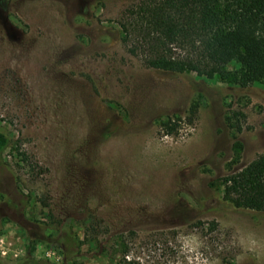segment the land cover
Masks as SVG:
<instances>
[{"label": "rangeland", "instance_id": "rangeland-1", "mask_svg": "<svg viewBox=\"0 0 264 264\" xmlns=\"http://www.w3.org/2000/svg\"><path fill=\"white\" fill-rule=\"evenodd\" d=\"M144 1L0 0V125L11 139L0 152V264H111L122 233L198 221L220 232L190 231L177 264H224L230 252L232 264H264V211L235 208L221 183L230 112L246 116L234 170L264 154V84L242 88L237 63L225 81L149 68L145 42L121 27Z\"/></svg>", "mask_w": 264, "mask_h": 264}, {"label": "trees", "instance_id": "trees-1", "mask_svg": "<svg viewBox=\"0 0 264 264\" xmlns=\"http://www.w3.org/2000/svg\"><path fill=\"white\" fill-rule=\"evenodd\" d=\"M134 16V22L121 27L126 38L136 35L145 42V63L149 68L175 75L192 72L200 78L225 81L230 75L226 67L237 63L242 68L238 78L242 88L255 82L264 84V0H147ZM170 45L182 47L188 53L176 58L171 55ZM199 108V101L191 104L186 124H195ZM245 119L240 111H232L226 117L234 133V157L228 164L231 173L221 183L224 198L235 208L263 212L264 154L234 170L241 162L243 143L239 134ZM1 122L8 123V119ZM176 125L169 120L162 122L161 127L172 135ZM10 142L7 126L0 125V152ZM19 157L21 163L29 165L26 154L20 153ZM193 230L213 238L220 227L216 221H198L183 228L122 233L111 245V264H177L183 256L182 239ZM214 239L221 250L228 251L223 241ZM232 253L223 256L224 264H232ZM116 256L119 258L114 261Z\"/></svg>", "mask_w": 264, "mask_h": 264}]
</instances>
